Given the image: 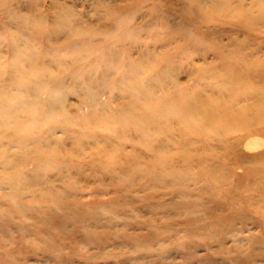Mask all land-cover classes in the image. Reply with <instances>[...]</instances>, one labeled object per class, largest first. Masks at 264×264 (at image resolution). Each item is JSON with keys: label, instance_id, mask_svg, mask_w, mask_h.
I'll list each match as a JSON object with an SVG mask.
<instances>
[{"label": "rangeland", "instance_id": "obj_1", "mask_svg": "<svg viewBox=\"0 0 264 264\" xmlns=\"http://www.w3.org/2000/svg\"><path fill=\"white\" fill-rule=\"evenodd\" d=\"M223 78L264 94V0H0V264H264Z\"/></svg>", "mask_w": 264, "mask_h": 264}, {"label": "bare ground", "instance_id": "obj_2", "mask_svg": "<svg viewBox=\"0 0 264 264\" xmlns=\"http://www.w3.org/2000/svg\"><path fill=\"white\" fill-rule=\"evenodd\" d=\"M233 77H231L232 79ZM235 80H231L230 82H228L226 80V78H223L222 80V89H223V92H224V96H223V100H222V103L220 105V109L218 111L217 114H215L211 109H209L207 112L210 113L211 115L214 116V126L217 125L218 121L220 124H224V123H228L229 126H230V130L227 126H225L224 128L228 131H234L235 129H239L241 128L242 126L246 125L248 122H249V118H250V115L253 113V116H256L257 115H260L261 113L264 112V94H260V89H254V90H250V91H241V89H238L235 84L233 82H238L239 79H236L234 78ZM240 91V96L236 95V93H233V94H229L230 92L232 91ZM241 92H248V93H251V94H248L243 96ZM236 97L237 99V102H236V105L239 106L238 108L234 109V111H231L230 109L226 108L225 106V99L227 97ZM246 96H249L248 98L250 99L251 101V109H247L246 106H244L241 102V97H246ZM162 114H166V111L161 109V108H158L157 109V115H162ZM259 119V118H257ZM217 122V123H216ZM226 130L225 132L223 133L222 130H218L217 133L220 134V135H224L226 133ZM245 142V141H244ZM264 144V140L261 139V138H258V137H250V138H247V141L246 143L244 144V146L248 149H253L261 145ZM261 163V162H260ZM262 164V163H261ZM264 165V163H263ZM255 171V170H254ZM9 172L11 175L13 174L12 172L10 171H7ZM214 175H218L219 177H221V181H224L226 182V180L230 179V181L232 180L231 179V175H229V177H227L228 175L225 174H221V170L219 168H215L214 169ZM255 180L256 182H258L259 184H262L264 186V167L258 171H255ZM244 182V181H243ZM238 185V183H237ZM245 185V184H243ZM245 189L246 187L243 186ZM259 190V192H257L256 194V202H254V205L253 207L255 209H259L261 214L264 213L263 211V208H264V187H261V186H256ZM247 192V191H246ZM264 222V221H263Z\"/></svg>", "mask_w": 264, "mask_h": 264}]
</instances>
